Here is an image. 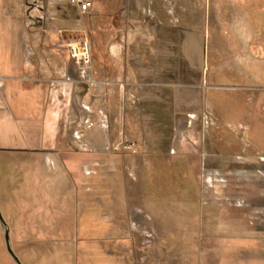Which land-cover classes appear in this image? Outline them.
I'll use <instances>...</instances> for the list:
<instances>
[{
    "label": "crops",
    "instance_id": "1",
    "mask_svg": "<svg viewBox=\"0 0 264 264\" xmlns=\"http://www.w3.org/2000/svg\"><path fill=\"white\" fill-rule=\"evenodd\" d=\"M91 1L83 13L71 0H0V140L11 133L24 139L16 177L21 207L12 223H2L0 264H27L24 252L50 254L58 244L76 245L83 259L94 254L89 240L125 264L150 260L160 198L149 187L140 192L134 175L126 188L114 147L151 134L155 123L180 119L186 88L196 87L202 69H184L181 37L168 20L170 12L182 18L185 0ZM80 34L90 40L87 71L63 46ZM166 128L158 134H169ZM59 175L67 188L55 194ZM168 195L163 213L179 215L169 201L180 195ZM181 228L170 223L168 231ZM212 231L210 264H264V224Z\"/></svg>",
    "mask_w": 264,
    "mask_h": 264
},
{
    "label": "rangeland",
    "instance_id": "2",
    "mask_svg": "<svg viewBox=\"0 0 264 264\" xmlns=\"http://www.w3.org/2000/svg\"><path fill=\"white\" fill-rule=\"evenodd\" d=\"M184 2L182 18L174 19L170 12L168 20L181 37L184 69H202L196 87L186 88L180 119L155 123L151 134L132 137L114 150L124 160L126 188L134 175L140 192L149 187L160 198L148 264H168V241L173 263L210 264L212 229L264 224V7L259 0ZM166 127L169 134H158ZM131 142L135 149L128 148ZM23 148L24 139L16 133L0 140V215L5 224L14 221L21 207L16 177ZM52 186L55 194L65 192L67 182L59 175ZM165 194L180 195L169 201L179 215L163 213ZM176 222L182 230L169 232V224ZM87 244L94 254L83 259L76 245L59 244L50 254L26 251L21 256L27 264L46 259H53L51 264L126 263L100 252L97 241ZM142 258L140 264H147Z\"/></svg>",
    "mask_w": 264,
    "mask_h": 264
},
{
    "label": "built area",
    "instance_id": "3",
    "mask_svg": "<svg viewBox=\"0 0 264 264\" xmlns=\"http://www.w3.org/2000/svg\"><path fill=\"white\" fill-rule=\"evenodd\" d=\"M71 4L83 13L92 7L91 0H71ZM59 34L62 38L65 36L62 32H59ZM63 46L68 50L73 63L80 71H87L91 67L92 54L90 40L87 35L80 34L65 38ZM114 150L119 151L120 146L114 147Z\"/></svg>",
    "mask_w": 264,
    "mask_h": 264
},
{
    "label": "water",
    "instance_id": "4",
    "mask_svg": "<svg viewBox=\"0 0 264 264\" xmlns=\"http://www.w3.org/2000/svg\"><path fill=\"white\" fill-rule=\"evenodd\" d=\"M0 220L4 224V221H3L2 217H1V215H0ZM6 243H7V250H8V252L10 253V255H12V257L15 258V255H14V253H13L11 247H10V244H9V235L8 234H6Z\"/></svg>",
    "mask_w": 264,
    "mask_h": 264
}]
</instances>
